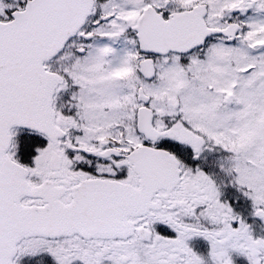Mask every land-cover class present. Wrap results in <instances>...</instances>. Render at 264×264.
Listing matches in <instances>:
<instances>
[{
	"label": "snow or ice",
	"instance_id": "obj_1",
	"mask_svg": "<svg viewBox=\"0 0 264 264\" xmlns=\"http://www.w3.org/2000/svg\"><path fill=\"white\" fill-rule=\"evenodd\" d=\"M0 264H264V0H0Z\"/></svg>",
	"mask_w": 264,
	"mask_h": 264
}]
</instances>
